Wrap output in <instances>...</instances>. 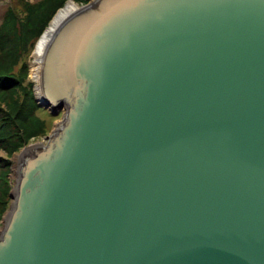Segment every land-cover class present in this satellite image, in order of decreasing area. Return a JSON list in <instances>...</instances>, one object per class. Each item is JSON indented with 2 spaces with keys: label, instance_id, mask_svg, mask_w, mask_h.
<instances>
[{
  "label": "water",
  "instance_id": "water-1",
  "mask_svg": "<svg viewBox=\"0 0 264 264\" xmlns=\"http://www.w3.org/2000/svg\"><path fill=\"white\" fill-rule=\"evenodd\" d=\"M41 84L0 264H264V0H93Z\"/></svg>",
  "mask_w": 264,
  "mask_h": 264
},
{
  "label": "trees",
  "instance_id": "trees-1",
  "mask_svg": "<svg viewBox=\"0 0 264 264\" xmlns=\"http://www.w3.org/2000/svg\"><path fill=\"white\" fill-rule=\"evenodd\" d=\"M67 1L41 0L32 3L30 0H12L0 24V105L10 107V112L0 110V150L9 156L27 145L33 136L40 134L46 122L35 115L38 106L34 102L31 86L25 99L28 102L27 109L20 113L24 101L19 103L17 99L13 103L11 90L16 87V81L5 75L14 67L27 62L34 43L57 10ZM11 166L9 159L0 157V221L8 209L11 190L8 176Z\"/></svg>",
  "mask_w": 264,
  "mask_h": 264
},
{
  "label": "rangeland",
  "instance_id": "rangeland-1",
  "mask_svg": "<svg viewBox=\"0 0 264 264\" xmlns=\"http://www.w3.org/2000/svg\"><path fill=\"white\" fill-rule=\"evenodd\" d=\"M30 1L32 3H37L41 0H30ZM69 1L70 0H68L62 8H64ZM73 1L81 9L84 6L91 3L93 0H73ZM11 3H12V0H0V24L2 23L3 18L5 16V13H6L8 7L11 5ZM62 8H60L59 10H61ZM59 10H57L55 15L52 17V19L48 23V26L46 27V29L49 27L51 21L56 16V14L58 13ZM46 29L44 30V32L46 31ZM38 40L34 43L33 49H31L30 53L28 54L27 60H26L27 62H25L23 65L20 64L19 66L14 67L12 69V71H10L7 75H5V77H7L8 79H12V80L14 79L16 81V85L14 84L16 87L11 90L12 91L11 98L13 100V103L15 101H17V99H18L17 102H19V103L21 101H24V103L21 107L20 113H22L23 111H25V109H27L26 107L28 106V102L25 99H27L26 94L29 93V89L31 86L33 96H34V102L38 106V109L35 112V115H37L42 120H45L46 126H45V129L40 134L33 136L27 145L20 148V150L18 152L14 153L13 155L9 156L3 150H0V157L5 158V159H9L12 163V166H11L10 172H9V176H8V180H9L8 184H9L10 189H11L10 190V198L8 200V209L3 214L2 220L0 221V233H1L3 226H4V224H3L4 218L7 216V213L9 212L10 206L13 202L11 195H12V192H13L15 186H16V181H17V171H18L17 167L19 166V158L18 157H20L21 153L26 148L32 146L34 143L44 142L45 137L50 135L54 130H56L60 126L62 116L64 114L63 109L60 110L57 108L56 109L50 108L49 110H47L40 105L41 102L37 96V91H36V85L37 84H36V81L34 79V76L32 75V63L34 61V51H35V46H36ZM0 110L5 111V112L6 111L10 112V107L6 106L5 104H1Z\"/></svg>",
  "mask_w": 264,
  "mask_h": 264
},
{
  "label": "bare ground",
  "instance_id": "bare-ground-1",
  "mask_svg": "<svg viewBox=\"0 0 264 264\" xmlns=\"http://www.w3.org/2000/svg\"><path fill=\"white\" fill-rule=\"evenodd\" d=\"M81 10L79 6L73 1L70 0L64 8L59 10L56 16L51 21L49 27L43 33V35L39 38L34 51V61L32 63V75L36 81V91L37 96L40 102H46L43 92H42V66L45 59L46 51L52 44L53 40L55 39L56 34L58 31L63 27V25L67 22V20L76 12ZM63 117V116H62ZM49 136V135H48ZM45 137L44 142L34 143L33 145H45L48 141L47 137ZM32 145V146H33ZM19 161L21 156L18 157ZM18 170V167H17Z\"/></svg>",
  "mask_w": 264,
  "mask_h": 264
}]
</instances>
